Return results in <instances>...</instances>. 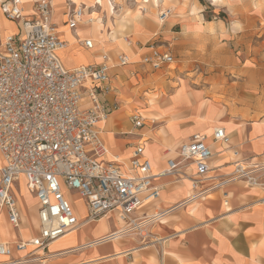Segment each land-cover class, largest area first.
<instances>
[{"label": "crops", "instance_id": "1", "mask_svg": "<svg viewBox=\"0 0 264 264\" xmlns=\"http://www.w3.org/2000/svg\"><path fill=\"white\" fill-rule=\"evenodd\" d=\"M9 1L0 0V50L7 35L18 34L20 31L19 24L7 20L2 12L1 7H7ZM35 1L37 0L19 2L25 16L30 15ZM234 1L236 0H210L209 4L225 9L223 2ZM49 2L52 5L51 17L54 18L52 23L58 24L55 25L58 35L66 45L65 49L58 53L64 69L72 70L80 66L99 64L102 55L111 60L110 79L106 84L108 91L104 100L109 104L116 103L118 109L98 126L104 145L118 155L121 159L118 161L125 168L134 147L142 144L144 157L148 159L151 173L154 174L153 170L159 172L166 168L168 159L176 158L175 151L181 143L194 134L202 135L213 152L209 162L210 171L199 187L207 191L198 199L195 198V201L191 199L194 192L191 190L190 180L184 176L174 174L172 177L154 181L155 177L153 186L159 189L158 198L142 207L135 216L142 217L163 211L166 214L158 224L147 229L149 237L145 241L149 242L144 245L140 244L141 238L137 235L102 242L101 240L121 227L120 221L112 213L97 220H87L84 201L74 192L82 203V209H77L71 204L79 226L51 243L44 253L40 252L38 257L32 258L28 255L33 250L24 255L14 249L16 243L35 238L39 230L37 201L21 179L24 182L23 188L25 186L24 192H15V188L12 189L21 215L17 228L8 223L5 211L0 209V244H6L12 249L10 256L0 258V264H10L13 261H17L15 264H264V180L261 186L256 187L247 186L239 179L227 181L235 163L250 166L264 162V105H261L260 100L261 93L264 94V74L262 67L256 62L257 58L251 57L248 51L246 59L240 62L237 56L228 55L223 44V71L219 74L223 81L219 84V101L213 97L215 89L212 87L204 91L194 90L185 79L183 80L187 89L180 91L181 85L177 81L180 78L172 80L176 75L175 68H171L175 59L173 64L153 71L138 62L137 58L139 59L145 51L140 49L139 45L150 43L155 31L160 30V12L168 13L165 25L175 23L177 19L173 18L176 15L180 17L179 34L184 37L200 36L202 32L209 30L213 23L204 21L199 0H154V3L148 2L146 7H139L137 1L138 8L145 9L147 16L139 12L140 15L134 21L136 27H132L130 34H124L125 38L133 40L134 46L124 44L128 49L116 52L137 60L128 67H118L114 63L115 58L113 59L111 52L114 49L116 51V47L102 50L106 54L99 53V49H88L84 46L86 40H91L93 44L92 39L96 33L94 30L76 33L80 23L74 30L68 29L66 23L73 7L68 0ZM227 8L230 9L226 7V10ZM233 8L238 13H245L246 18H256L252 7L245 6L242 1ZM122 10L121 15L117 17L113 8L114 16H110V23L114 25L123 17L136 14V10H131L128 6H124ZM153 11L156 12L155 15ZM84 12L85 10L83 15ZM96 12H102V8L97 7ZM103 16L106 27L108 20L105 13ZM243 18L242 16L241 20L233 21L229 28L223 24V30L254 28L253 22L243 21ZM166 29L165 27L164 30ZM110 31L111 29H108V32ZM72 33L76 34L77 38H74ZM229 36L223 33V43H228ZM180 43H186L184 38ZM179 46L182 47L180 49L186 47L182 44ZM230 72L236 78L232 82L227 80ZM193 92L199 93L202 101L212 106L209 109L212 111L210 119L206 108L198 111L200 121L192 118L191 110L195 103ZM146 94L158 95L156 100L160 106L158 111L163 114L162 118L172 117L176 120L174 132L168 130L166 123H157L142 116L143 110L148 106ZM86 105L84 101L83 106ZM221 111L222 115L218 117ZM131 115L141 117L142 125L139 128H134L129 121ZM214 128L222 129L227 135L228 147H222L212 141ZM162 129L164 134L159 132ZM148 133L151 135H147ZM181 172L187 178L194 176L193 168L187 167ZM223 181L227 182L216 185ZM70 196V193L66 192L69 201Z\"/></svg>", "mask_w": 264, "mask_h": 264}, {"label": "built area", "instance_id": "2", "mask_svg": "<svg viewBox=\"0 0 264 264\" xmlns=\"http://www.w3.org/2000/svg\"><path fill=\"white\" fill-rule=\"evenodd\" d=\"M1 9L7 20L19 24L20 31L7 35L0 50V209L5 211L8 223L17 228L21 215L12 189L20 178L38 204V235L16 243L14 249L20 252L29 245L34 247L29 256L38 257L36 250L44 253L51 243L79 226L66 192L82 198L87 220L116 215L121 227L105 239L137 235L140 244H147V229L158 224L166 212L135 216L159 196L142 144L134 147L125 168L118 159L105 157L98 126L118 109L116 103L104 100L112 68L109 58L104 55L99 64L66 70L58 58L65 43L51 21L49 0L35 1L29 16L23 14L17 0H10ZM83 11V7L72 9L68 29L76 28ZM84 46L92 48L89 40ZM147 50L139 63L153 71L174 62L168 51L154 46ZM128 64L124 55L116 58L118 67ZM129 121L134 128L142 125L139 115H131ZM212 141L222 147L229 145L220 128H214ZM175 152L176 158L166 161L163 173L186 176L181 171L191 164V199L205 194L207 189L199 187L213 157L206 138L194 134ZM235 179L250 187L261 186L264 162L250 166L235 163L227 181ZM11 252L8 245L0 244V256L8 257Z\"/></svg>", "mask_w": 264, "mask_h": 264}, {"label": "rangeland", "instance_id": "3", "mask_svg": "<svg viewBox=\"0 0 264 264\" xmlns=\"http://www.w3.org/2000/svg\"><path fill=\"white\" fill-rule=\"evenodd\" d=\"M69 3L71 0H68ZM95 0H93L94 2ZM105 1V3L102 4V6H96L95 9L86 10L85 7L84 15L85 14H92L93 12L96 13L93 18L99 17L102 20V24L104 26V31L106 34H112L110 38L111 41L107 40V44L109 47H116L118 49H115L111 52L114 56L113 59L116 57L114 54H117L116 52H119L120 49H126V46L124 45V38L126 33L131 32L132 27H136L135 20L138 16L134 14L132 17L126 16L120 19L117 23L113 25L110 23L109 19L110 16H114V11L117 14V17H119L122 13V8L124 9V6H128L131 10H136L137 12H141L143 15H146L145 9H140L137 6V1H139V7H146V5H143L141 3V0H102ZM210 0H199L200 4L202 5L203 9V18L204 21H210L213 23V26L209 28V30H206L202 32L203 34L200 36L193 37H184L183 35L179 34L180 31V22L181 20H178L180 17L175 16L173 19H177L175 23H170L165 25V20L167 18L168 13L167 12H160L158 15V25L160 26V30L157 32L155 31V34L152 36L151 42L146 45H139L140 49H145L144 54L148 52L147 48L149 46L154 47H160L159 49L165 51L167 50L171 55H173L175 62L171 66V68H175V74L172 77V80L178 79V83L180 86V91H184L187 89V85L184 82L183 79L188 80L191 88L194 90H202L204 91L206 88L212 87V89H215V94H213V97H216V100L219 101L221 94L219 92V84L223 81V77H220V72L223 71V44L226 49V52L229 56H237L240 62L242 60H245L248 51L249 55L256 57V62L259 66H261L262 74H264V0H236L232 3H225L223 2V5H226V7H230V9L226 7L218 8V7H212L209 4ZM245 6H250L253 9L255 19H249L246 18L245 13H238V11L233 8L237 3H241ZM112 4H110V3ZM70 5H72L70 3ZM72 9L75 7L72 5ZM77 7V6H76ZM97 7L102 8V12H96ZM222 7V6H221ZM114 8V11H113ZM138 8V9H137ZM71 9V11H72ZM139 10V11H138ZM70 11V12H71ZM247 11V8H245V12ZM69 12V13H70ZM106 14L107 18V25L105 27L103 23L104 16L103 14ZM156 12L153 11V15H155ZM243 18V21H249L250 23H254L252 29L248 30H230L228 29L223 30V24L225 27L229 28L231 23L236 20H241V17ZM246 18V19H245ZM92 19V18H89ZM161 20V22H159ZM122 21H127V28L124 29V32L119 31V24ZM165 22V23H164ZM164 23V24H163ZM163 25V26H162ZM114 27V29H113ZM165 27L167 28L166 30ZM108 29H111L110 32H108ZM165 31V32H164ZM114 32V33H113ZM223 33H227L230 36L228 37V43H223ZM74 38H77L76 34L72 33ZM166 35H169L166 36ZM124 37V38H123ZM184 38V41L186 43H180ZM127 40H129L127 38ZM210 40V41H209ZM93 44H95L93 42ZM179 44L186 45V49H180L182 47L179 46ZM99 49V53L105 52L102 51V46L97 47ZM104 50V49H103ZM115 51V52H114ZM106 53V52H105ZM225 53V52H224ZM107 54V53H106ZM249 57V58H251ZM140 58V57H139ZM259 58V59H258ZM138 60V58H137ZM136 60V61H137ZM134 61V62H136ZM256 64L255 62H253ZM250 66V64H249ZM231 67H229L230 69ZM217 75L219 77H217ZM235 75L230 72V75L228 77V81L232 82L236 80L234 77ZM264 84V80L263 83ZM176 87V85H174ZM214 87V88H213ZM150 95V94H148ZM200 97L199 93L193 92L192 96ZM153 97L158 98V95H151ZM261 105H264V94L261 93ZM149 98V97H148ZM202 101V99H201ZM204 103V109L209 108L210 104H207L206 101H202ZM159 104V103H158ZM208 105V107H207ZM160 107V106H159ZM212 107V106H211ZM146 110V109H145ZM144 111V110H143ZM192 118L195 121H200L201 118L198 116V112H194V109L192 108ZM219 115H222V111L219 113ZM163 114L160 112L159 119L156 120L157 123L167 124V128L169 131H175V119H165L162 118ZM205 122L206 119H204ZM157 126H153V128H156ZM160 133L164 134L163 129L159 131ZM149 136L151 133H148ZM152 137V136H151ZM173 151V147L171 148ZM175 158V157H174ZM189 168V167H188ZM190 169V168H189ZM173 176V175H172ZM170 176V177H172ZM184 178L187 179L186 176ZM191 185V184H190ZM13 188H15V192H24L23 188V182L18 181L14 184ZM70 193V203L73 204V206L77 209H82V203L78 199L77 195L74 192ZM193 201V200H192ZM196 201V200H195ZM25 220L29 221L28 218H25Z\"/></svg>", "mask_w": 264, "mask_h": 264}, {"label": "bare ground", "instance_id": "4", "mask_svg": "<svg viewBox=\"0 0 264 264\" xmlns=\"http://www.w3.org/2000/svg\"><path fill=\"white\" fill-rule=\"evenodd\" d=\"M18 1V3L19 2H22V0H17ZM150 1H152L153 3H154V0H141V3L143 4V5H146L148 2H150ZM51 3V2H50ZM70 3L72 4V5H74L75 7L77 6V7H80V6H82V7H85L86 8V10H90V9H95V7L98 5V6H102V4L103 3H105V1H102V0H95L94 2H93V0H71L70 1ZM51 7H52V5H51ZM54 10H56L55 8H54ZM54 10H53V12H54ZM57 11V10H56ZM61 12V11H60ZM23 14H24V12H23ZM32 14V10H31V12H30V15ZM94 15H96V13L95 12H93L92 14H85V15H83L82 16V19L80 20V26L78 27V25H77V29H76V33H82V32H86L87 30L88 31H95L96 33H95V37L92 39L93 40V42L95 43V44H92V41L91 40H89L90 42H91V47H93V49H97V47H98V45L99 46H102V50L104 49V50H106V49H109V45L107 44L108 42H107V40H109V41H111L110 40V38L109 37H111V35L112 34H106L105 32H103L104 31V26H103V24H102V20L99 18V17H95V18H93L94 17ZM138 15H140V13L139 12H137L136 13V16H138ZM51 16H52V10H51ZM69 16V15H68ZM52 19H51V21H54L53 19V17H51ZM89 18H92V19H89ZM159 22H161V20H159ZM127 21H122V22H120V26H119V31H121V32H124V29L125 28H127ZM53 24L54 25H56L57 23H54L53 22ZM58 25V24H57ZM61 26V25H60ZM56 27V26H55ZM113 29H114V27H113ZM56 32H57V28H56ZM114 33V32H113ZM57 35H58V32H57ZM58 37H59V35H58ZM59 39H60V37H59ZM124 42H125V44L126 45H128V46H130V47H133L134 46V43H133V40L132 39H130V40H125V38H124ZM66 46V45H65ZM64 49H65V47H64ZM64 49H61L60 51H58V53H60L61 51H63ZM126 49H128L127 47H126ZM120 55H124L125 57H126V59L128 60V62H129V64L127 65V66H125V67H128V66H130V65H132L133 64V62L135 61L134 59H133V57H130V56H128V55H126V54H121V53H119V54H117V55H115L116 57H115V61H114V63L116 64V58L118 57V56H120ZM103 56L104 55H102V57L100 58V62H102V58H103ZM109 61H110V63H111V60L109 59ZM138 62H139V59H138ZM156 79V78H155ZM149 80V79H148ZM162 93V92H161ZM146 96H147V101H148V106H147V109L146 110H144L143 112H142V116L143 117H145V118H147L148 120H157V119H159L158 117H159V114H160V112L158 111V109H159V104H158V101L156 100L157 98L156 97H153V96H151V95H148V94H146ZM193 97V99H194V106H193V109H194V112H198L199 111V109H201V108H203V110H204V103L201 101V97H197V95L194 97V96H192ZM158 107V108H157ZM211 108V106L209 107V108H207V116H208V119H210V117L209 116H211L212 115V111H210L209 109ZM218 117H220V115H218ZM207 122L206 123H209V121L208 120H206ZM103 123V122H102ZM101 124V123H100ZM214 130V129H213ZM213 132V131H212ZM147 135H149V134H147ZM106 147V159H108V160H112V159H118L119 161L121 160V159H119V157H118V155L117 154H114L107 146H105ZM224 147H226V146H224ZM153 155V154H152ZM173 159H175V158H173ZM123 160V159H122ZM190 166H192L191 168H190ZM1 167V166H0ZM190 169H192L193 168V165H189L188 166ZM166 169V168H165ZM164 169V170H165ZM164 170H162V171H159V172H155L154 170H153V175L156 177L155 178V180L154 181H157V179H162V178H165V177H168V176H172V175H174L173 174V172H169L168 174L167 173H163V171ZM188 170V169H187ZM22 178H20L19 180H21ZM187 180H189V178H187ZM22 182H23V180H21ZM188 182V181H187ZM23 184H24V182H23ZM24 188H25V186H24ZM25 191H26V189H25ZM27 192V191H26ZM28 193V192H27ZM26 194V193H25ZM199 197V196H198ZM196 199H198V198H196ZM193 200H195V198H193ZM33 219V218H32ZM31 223H33V221H31ZM105 238V237H104ZM105 240H107V239H103V240H101L102 242L103 241H105ZM113 240V239H112ZM101 241H99V243L101 242ZM94 244H96V243H94ZM10 247V246H9ZM31 250H34V247H32V246H27L23 251H20L19 253H21V254H27L28 253V251H31ZM36 253V255L38 254V253H40L41 251H39V250H36L35 251ZM13 254V253H12ZM34 254V255H35ZM30 255H32V254H30ZM29 256V255H28ZM30 257V256H29ZM0 258H2V259H5V256H0Z\"/></svg>", "mask_w": 264, "mask_h": 264}]
</instances>
